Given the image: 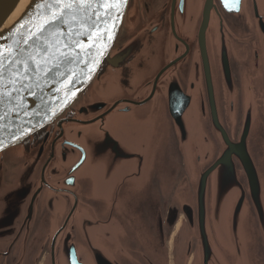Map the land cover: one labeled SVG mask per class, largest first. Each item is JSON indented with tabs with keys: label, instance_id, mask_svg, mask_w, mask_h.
<instances>
[{
	"label": "water",
	"instance_id": "1",
	"mask_svg": "<svg viewBox=\"0 0 264 264\" xmlns=\"http://www.w3.org/2000/svg\"><path fill=\"white\" fill-rule=\"evenodd\" d=\"M21 1L0 0V154L89 88L100 95V68L136 11V0H29L12 20ZM208 2L186 90L172 82L159 108L67 132L61 184L80 204L74 237L49 264H170L181 217L175 264H264V0ZM236 25L254 28L253 49L240 47Z\"/></svg>",
	"mask_w": 264,
	"mask_h": 264
},
{
	"label": "flooded vegetation",
	"instance_id": "2",
	"mask_svg": "<svg viewBox=\"0 0 264 264\" xmlns=\"http://www.w3.org/2000/svg\"><path fill=\"white\" fill-rule=\"evenodd\" d=\"M208 1L136 0L130 26L120 33L108 61L100 68V95L94 87L89 88L75 109L21 146L0 154V219H12V227L6 224L0 233V254L5 255L0 264H22L16 261L23 257L27 258L26 264H49L52 256L59 260L63 240L74 237L72 227L80 204V199L77 202L71 199L70 186L65 181L61 184L67 132L104 125L119 113L137 115L138 110L159 108V101L172 82L186 90ZM236 36L243 43L240 47H255L254 28L236 25ZM236 70L234 80L239 85L238 65ZM241 114L233 130L235 141L241 130ZM70 143L82 148L78 142ZM26 174L32 181L24 186L27 199L13 216L9 209L17 193L22 192L16 190ZM14 219L30 220L22 224ZM183 223L181 217L167 236L168 249L174 236L173 264Z\"/></svg>",
	"mask_w": 264,
	"mask_h": 264
},
{
	"label": "bare ground",
	"instance_id": "3",
	"mask_svg": "<svg viewBox=\"0 0 264 264\" xmlns=\"http://www.w3.org/2000/svg\"><path fill=\"white\" fill-rule=\"evenodd\" d=\"M29 0H22L18 6V8L16 9L14 16L12 17V20L15 19L16 17H19V15L22 13V11L24 10V7L26 6V4L28 3Z\"/></svg>",
	"mask_w": 264,
	"mask_h": 264
},
{
	"label": "rangeland",
	"instance_id": "4",
	"mask_svg": "<svg viewBox=\"0 0 264 264\" xmlns=\"http://www.w3.org/2000/svg\"><path fill=\"white\" fill-rule=\"evenodd\" d=\"M173 237H172V240L169 243V249H170L169 256H170V259H172V264H173V257H174L173 252H172V247H173V243H174V238ZM170 262H171V260H170Z\"/></svg>",
	"mask_w": 264,
	"mask_h": 264
}]
</instances>
